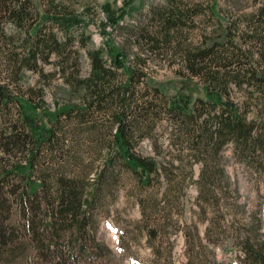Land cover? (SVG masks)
<instances>
[{"label": "rangeland", "instance_id": "obj_1", "mask_svg": "<svg viewBox=\"0 0 264 264\" xmlns=\"http://www.w3.org/2000/svg\"><path fill=\"white\" fill-rule=\"evenodd\" d=\"M125 1L40 0L41 11L50 12V3L68 17L62 18L64 27L48 20L39 30L42 38L54 39L58 50L46 59L39 57V71H34L19 63L27 54L26 46L11 25H4L5 33L17 38L14 43L5 42L0 33V78L19 96L31 99L41 114L63 105L82 106L67 78L86 76L88 51L109 41L127 54L128 62L140 59V87L147 76L164 91L181 89L201 95L200 84L180 76L179 48L196 45L213 34L215 22L204 15L206 6L212 5L223 27L235 37L249 31L247 18L264 6V0H179L197 8L198 14L172 34L171 44L151 46L142 35L155 33L149 11L164 0L132 2L140 7L112 31L105 6L116 14ZM229 94L237 101L244 98L243 92L231 88ZM89 113L82 118H59L53 125L55 139L42 148L36 164L43 174L61 172L88 188L98 184L86 231L95 249L103 252L84 264H253L250 259L244 261L241 246L246 238L252 243L264 238L263 154L249 149L239 152L230 143L197 148L194 138L178 133L162 114L153 118L151 135L141 138L134 148L160 166L149 183L141 185L138 176L123 165L106 166L110 122L103 112ZM244 116L255 119L248 110ZM16 117L13 104L0 103V129ZM257 133L258 128L252 134ZM204 168L209 178L203 179L206 185L202 188L198 178Z\"/></svg>", "mask_w": 264, "mask_h": 264}, {"label": "trees", "instance_id": "obj_2", "mask_svg": "<svg viewBox=\"0 0 264 264\" xmlns=\"http://www.w3.org/2000/svg\"><path fill=\"white\" fill-rule=\"evenodd\" d=\"M39 1L0 0L1 37L5 42L16 41L15 34L4 31V25H11L27 49L18 61L34 71H39V57L46 59L58 50L52 37H41V25L49 20L64 27L62 18H68L50 3V12H42ZM134 1H125L116 14L106 4L112 31L140 7L132 5ZM163 3L149 11L155 33L142 35L151 46L171 44L172 34L198 14L197 8L179 0ZM204 12L215 22L213 34L196 45L179 48L180 76L200 84L201 95L181 89L164 91L147 76L140 87V59L128 62L127 54L109 41L88 51L86 76L67 78L82 106L63 105L41 114L31 99L19 96L0 78V103L13 104L17 112L14 121L0 129V264H84L103 252L95 249L86 231L98 184L88 188L73 176L57 171L43 174L36 168L42 148L55 139L53 125L63 116L82 118L91 111L103 112L110 122L106 166L123 165L138 176L141 185H147L160 166L134 148L141 138L151 135L153 118L162 114L178 133L194 138L197 148L230 143L239 152L249 149L264 155V6L247 18L249 31L239 37L229 35L211 4ZM230 88L244 93L242 101L231 98ZM244 110L253 112L255 119L246 120ZM257 128L259 133L252 134ZM200 175L203 188V179L209 178L205 168ZM241 248L245 262L264 264V238L253 243L246 238Z\"/></svg>", "mask_w": 264, "mask_h": 264}]
</instances>
